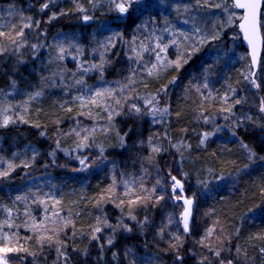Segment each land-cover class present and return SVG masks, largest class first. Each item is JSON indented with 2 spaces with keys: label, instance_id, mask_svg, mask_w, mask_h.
I'll list each match as a JSON object with an SVG mask.
<instances>
[{
  "label": "trees",
  "instance_id": "1",
  "mask_svg": "<svg viewBox=\"0 0 264 264\" xmlns=\"http://www.w3.org/2000/svg\"><path fill=\"white\" fill-rule=\"evenodd\" d=\"M135 9L121 16L112 0H0L3 31L23 28L15 45L0 37V113L11 116L7 126L0 117V172H8L0 216L3 238L27 249L8 264H264V44L254 77L240 42L238 62L204 58L227 28L191 54L165 49L171 63L153 70L156 48L145 37L161 44L168 17ZM85 15L92 22L83 25ZM104 20L111 28L100 32ZM58 33L80 51L61 58ZM98 83L109 91L89 108L72 99ZM155 96L167 109L161 121L147 110ZM173 176L193 197L188 232Z\"/></svg>",
  "mask_w": 264,
  "mask_h": 264
},
{
  "label": "rangeland",
  "instance_id": "2",
  "mask_svg": "<svg viewBox=\"0 0 264 264\" xmlns=\"http://www.w3.org/2000/svg\"><path fill=\"white\" fill-rule=\"evenodd\" d=\"M222 5L220 8H216L215 5ZM233 5L232 0H208V3H205V0H139L137 4H135V11L140 12L142 10H146L147 13L149 11L157 10L158 13H163L168 17V22L164 26L167 31H161L158 36H161L164 40L162 41L160 47H157V43L159 40H154V37L152 34L145 38H147V41L149 43H152V49L155 47V53L149 57V61L152 64V66L155 64L157 67L166 65L170 60L171 57L166 55V51H160V48H162L164 45H167V48H171V52L174 51H180L183 50L187 54H191L194 50H196L200 45L205 44L208 40H212L213 37L220 38L225 28L231 29L236 28L237 35L230 30H228V34L225 38H223L218 44H223L225 40H227V47L223 49L222 46H214L213 50H207L205 52L204 58H207V60H211L213 65L218 64V60H221V65L223 66H229L235 62H238L240 58L239 50L236 48V45L239 44V33L237 28V23L240 18V12L236 10V8L231 7ZM201 6H203L201 8ZM187 9V10H185ZM225 9H228V11H225ZM134 11H131L133 13ZM117 13L121 16H130V10L127 14H120L118 11ZM229 16L232 17L231 21H229ZM118 20V17L115 18ZM262 20V18H261ZM264 20V17H263ZM91 19L88 21L82 20V24L86 25L88 23H91ZM7 21L4 18L0 17V31H3L6 28ZM167 26V27H166ZM100 32L103 30H109L110 22L108 20L100 21L98 23L97 27ZM199 28L200 32L195 33L194 29ZM180 33H184V35H180ZM118 36L116 33L113 37H111L112 42H114L115 37ZM100 42L104 46L107 44H110V36H100ZM217 38V39H218ZM137 38L133 39L134 41ZM68 42H67V41ZM70 40H73L75 43V39L71 38L70 35H61L56 34L53 37V49H57V53L60 54L61 58H71V54L75 53V51H80L77 48V45L74 43L71 45ZM172 40H175L176 43H171ZM133 41V42H134ZM203 41V42H201ZM264 41V40H263ZM51 42V43H52ZM138 43V42H137ZM264 44V43H263ZM61 48H63V51H61ZM166 48V49H167ZM263 49V48H262ZM157 55H159L160 59L157 60ZM174 55V53H173ZM168 57V58H167ZM145 58L148 59L146 56ZM72 60V59H71ZM145 64V63H144ZM108 87H105L101 83H98L96 85H93L92 87H89L88 90L85 88L84 95H75L72 99L83 101V105L86 108H89L90 102L92 101L93 94L96 93L99 90L106 89ZM76 92V90H75ZM35 96V95H34ZM80 97H84V100H81ZM159 97L155 96L151 102V105H149V118L153 121H161L162 118L165 117L166 112L163 110L166 109L165 106L161 105V101L159 102ZM68 106V104H67ZM154 109H159L160 111H157L155 115H152V112ZM6 113L4 110H1L0 117L2 118V121H4L5 117H7L9 120L11 119V116ZM101 142V140H99ZM96 146L100 147L99 142L96 143ZM0 164L6 165L1 159ZM40 175H34L30 177V180L38 179ZM231 178L227 179L226 181H230ZM174 181L172 182L173 185ZM57 188H60L57 186ZM72 188H69V191ZM178 192V196H182L185 199H192L191 196H186L185 193L180 189H176ZM54 195L61 194L60 191L54 190L52 192ZM55 198V196H54ZM181 203V210L178 214L179 220L181 225L184 227L183 217L182 213L184 211L185 205L184 200H179ZM2 211L3 212H9L5 205H2ZM192 215V205L190 207V215L188 218V225L191 219ZM4 216H0V241H3V235H4V228L7 226L6 220H4ZM2 246V245H0Z\"/></svg>",
  "mask_w": 264,
  "mask_h": 264
},
{
  "label": "snow or ice",
  "instance_id": "3",
  "mask_svg": "<svg viewBox=\"0 0 264 264\" xmlns=\"http://www.w3.org/2000/svg\"><path fill=\"white\" fill-rule=\"evenodd\" d=\"M139 2V0H121V2L117 3L116 0H112V3H114L115 5V9L120 13V14H127L129 9L132 7L133 4H137ZM161 2H163V0H161ZM205 3H208V0H205ZM42 7H47V4L43 5ZM216 8H220L222 7V5H215ZM233 8H239L244 10V15L243 17H241V19L243 20V23L241 24V28L244 31V36L245 39L247 40L249 47L251 49V62H252V66L255 67L256 64L258 63V57H259V53H260V49H261V45L262 43H264V41H262L261 39V33H260V28L264 27V22L261 21V17H264V0H235V3L231 6ZM187 10V9H185ZM81 11H83V9H81ZM225 11H228V9H225ZM9 15H11V12H9ZM54 18V17H53ZM83 19L85 21H88L91 19V17L85 15L83 17ZM229 21H231L232 17L229 16ZM37 24L39 23L38 21L36 22ZM30 25H25L24 27H28ZM13 28H15V25H13ZM165 31H167V29H165ZM195 33H199L200 29L199 28H195L194 29ZM23 35V28H21L20 32L16 33L15 35H12L9 32H4V31H0V37H6L8 39L11 40V44L15 45L17 43V37H20ZM180 35H184V33H180ZM218 37H213V39H217ZM203 42V41H201ZM171 43L175 44L176 41L172 40ZM35 47V46H34ZM157 47H160V45L158 44ZM167 48V45H164L162 48H160V51H164ZM6 49H4L3 47H0V52L5 51ZM61 51H63V48H61ZM160 57L159 55H157V60H159ZM186 62V61H184ZM171 63V62H169ZM176 63V67L179 68L180 67V61L179 58L177 60ZM93 68L95 67H99V65H92ZM157 68V65H153L152 69L155 70ZM85 71H88V69H85ZM150 75L152 74L151 72L149 73ZM253 77H254V73H252ZM175 78H173L174 80ZM247 79V77H246ZM77 83H82V81H77ZM253 86L255 87H259V85L255 84V80H252ZM205 87H207V85H205ZM109 90L104 89V90H100L97 91L96 93L93 94V98H92V103L95 104L96 103V97H100L102 95H104L105 92H108ZM36 95H40V93H36ZM81 100H84V97H80ZM118 103V102H117ZM147 103H151V101H147ZM237 103H239V101H237ZM262 112H264V102H262L261 105V109ZM137 112H139V109H136ZM157 111H160L159 109H154L152 112V115H155ZM164 112H167V109L163 110ZM109 119H111V116L109 117ZM10 123V120L5 117L4 121H3V125L7 126V124ZM77 135H79V133H77ZM205 135H210V133H206ZM203 143V141H201ZM154 151H159V149H154ZM99 159V158H98ZM251 159V157H250ZM80 163L82 165L85 164L84 160H81ZM27 166V165H25ZM12 165H9V170H11ZM245 168L248 167V165L244 166ZM8 175L7 171L4 172H0V176H4L6 177ZM222 177L217 176L216 179L220 180ZM172 180L174 181L172 187L174 190L176 189H180L182 191V185L181 182L179 180L176 179V177H172ZM159 183V182H157ZM17 200L22 199V197L17 196L16 197ZM137 199H139V197H137ZM177 200H184V211L181 214L183 217V222H184V231L188 232L189 230V225H188V218H189V214H190V207L192 205V200L191 199H185L182 196H177L176 197ZM130 203H134V201H130ZM251 211V210H250ZM135 217H133L134 219ZM96 231H100L99 228L96 229ZM211 230H209V234H210ZM48 239H51V237H49ZM109 243H111V240H109ZM0 264H8V258H9V254L10 253H17V252H22V251H27V249L23 248L22 246L17 247L15 245L12 244V239L5 234L3 241H0ZM264 251V250H262ZM219 251L216 252V255L219 256ZM179 258V257H178ZM223 264V262H222ZM228 264H232V261H228Z\"/></svg>",
  "mask_w": 264,
  "mask_h": 264
},
{
  "label": "water",
  "instance_id": "4",
  "mask_svg": "<svg viewBox=\"0 0 264 264\" xmlns=\"http://www.w3.org/2000/svg\"><path fill=\"white\" fill-rule=\"evenodd\" d=\"M232 1H233V4H234L235 3V0H232ZM236 9L240 12V18H239L238 23H237V28H238L240 43H241L242 47L245 49V51H246V54H247V57H248V61H249V65L252 68V72H255L257 70V68H258L259 58H260V54H261V51H262V48H263V43L261 45V49H260V53H259V57H258V63L256 64L255 67H253L252 66V62H251V49L249 47V44H248L247 40L245 39L244 31L241 28V24L243 23V20L241 19V17H243V15H244V10L239 9V8H236ZM260 33H261V30H260ZM261 39L263 41L262 34H261ZM223 264H228V262H224ZM232 264H234V263H232Z\"/></svg>",
  "mask_w": 264,
  "mask_h": 264
},
{
  "label": "bare ground",
  "instance_id": "5",
  "mask_svg": "<svg viewBox=\"0 0 264 264\" xmlns=\"http://www.w3.org/2000/svg\"><path fill=\"white\" fill-rule=\"evenodd\" d=\"M256 72H257V70H256L255 72H252V68L250 67V75H251V76H253L252 73L256 74ZM254 76H255V75H254ZM225 262H228V261H225Z\"/></svg>",
  "mask_w": 264,
  "mask_h": 264
}]
</instances>
